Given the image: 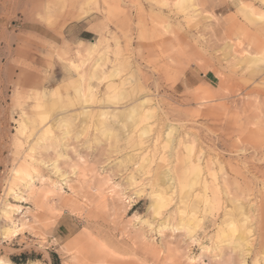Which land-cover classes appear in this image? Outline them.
Returning a JSON list of instances; mask_svg holds the SVG:
<instances>
[{
	"label": "rangeland",
	"instance_id": "rangeland-1",
	"mask_svg": "<svg viewBox=\"0 0 264 264\" xmlns=\"http://www.w3.org/2000/svg\"><path fill=\"white\" fill-rule=\"evenodd\" d=\"M0 261L264 264V0H0Z\"/></svg>",
	"mask_w": 264,
	"mask_h": 264
},
{
	"label": "bare ground",
	"instance_id": "bare-ground-1",
	"mask_svg": "<svg viewBox=\"0 0 264 264\" xmlns=\"http://www.w3.org/2000/svg\"><path fill=\"white\" fill-rule=\"evenodd\" d=\"M189 3H190V0H180V8L181 9H186L187 8V4L189 5ZM116 97H117V99H119V98H121V95H118L117 94ZM192 172H193V175H194L193 178L195 179V181L193 182V184H194L196 182V179H198V175H197L198 173H196L197 170L195 168H192ZM228 227L229 228L226 231V233H228V235L229 234H233L234 235V233H237V232L242 234V232H241V229H242L241 225L235 224L234 222L230 221L229 224H228ZM9 232H10V230H5L4 231L5 234L6 233H9ZM189 234H190V232H189ZM240 239L242 240V238H240Z\"/></svg>",
	"mask_w": 264,
	"mask_h": 264
},
{
	"label": "snow or ice",
	"instance_id": "snow-or-ice-1",
	"mask_svg": "<svg viewBox=\"0 0 264 264\" xmlns=\"http://www.w3.org/2000/svg\"><path fill=\"white\" fill-rule=\"evenodd\" d=\"M0 264H3V261H0Z\"/></svg>",
	"mask_w": 264,
	"mask_h": 264
}]
</instances>
